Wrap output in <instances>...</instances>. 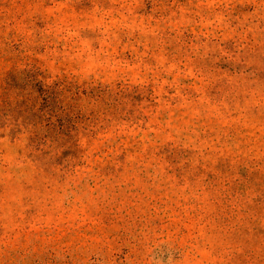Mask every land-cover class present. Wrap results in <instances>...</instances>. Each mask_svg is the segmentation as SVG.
<instances>
[{"label": "rangeland", "instance_id": "374dc122", "mask_svg": "<svg viewBox=\"0 0 264 264\" xmlns=\"http://www.w3.org/2000/svg\"><path fill=\"white\" fill-rule=\"evenodd\" d=\"M0 264H264V0H0Z\"/></svg>", "mask_w": 264, "mask_h": 264}]
</instances>
